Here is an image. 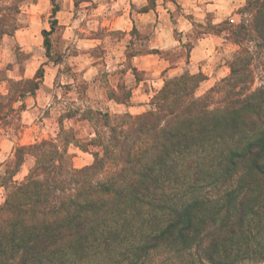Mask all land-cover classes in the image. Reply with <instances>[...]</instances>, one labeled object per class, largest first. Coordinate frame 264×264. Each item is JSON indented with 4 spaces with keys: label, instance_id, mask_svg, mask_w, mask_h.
Listing matches in <instances>:
<instances>
[{
    "label": "trees",
    "instance_id": "obj_1",
    "mask_svg": "<svg viewBox=\"0 0 264 264\" xmlns=\"http://www.w3.org/2000/svg\"><path fill=\"white\" fill-rule=\"evenodd\" d=\"M21 1L0 0V38L18 28ZM238 12L218 25L235 49L208 92L196 93L202 73L183 71L136 115L87 107L84 140L60 128L14 148L0 176V264H147L150 252L164 254L161 264L264 262V83L252 87L264 73V0ZM42 77L41 66L30 78L0 77L9 84L0 119ZM109 98L127 104L130 92ZM70 144L92 162L75 167ZM26 155L32 164L15 179Z\"/></svg>",
    "mask_w": 264,
    "mask_h": 264
},
{
    "label": "rangeland",
    "instance_id": "obj_2",
    "mask_svg": "<svg viewBox=\"0 0 264 264\" xmlns=\"http://www.w3.org/2000/svg\"><path fill=\"white\" fill-rule=\"evenodd\" d=\"M22 0L18 14L19 26L12 35L0 38V77L19 80L33 77L36 70L43 68V77L34 95L11 103L13 112H6L0 119V176L6 168H13L14 148L42 138H54L60 128L71 131L79 140L91 136L90 123L82 113L87 107L110 113H140L148 107L150 97L164 80L183 71L189 39L206 32L216 36V45L201 70L204 79L196 93L204 94L229 73L228 61L235 46L226 41L224 31L218 25L225 19L240 20V0ZM149 10V15L142 12ZM154 11V13H153ZM165 13L169 27L180 15L195 17L192 32L187 38L174 32L177 39L184 41L172 49L160 50L158 58L162 64L180 67L171 74L154 70L132 69V54H144L154 42L156 29L161 19L155 14ZM170 15V19L168 18ZM56 21L52 24L53 19ZM219 19L214 22L213 19ZM131 20H136L134 28ZM53 26V28H51ZM45 31L47 33H45ZM45 38L49 42L47 51ZM190 72V71H189ZM191 73V72H190ZM136 78V79H134ZM207 79H210L208 81ZM264 83V73L256 71L253 88ZM8 81L0 80V95L8 93ZM126 96L134 105L133 111L110 110L107 98L112 92ZM218 95V94H214ZM17 112V113H16ZM71 117H67L70 116ZM64 137V135H61ZM73 154L75 167L92 162L90 153H83L73 144L68 147ZM32 164L25 156L24 162L14 175L22 179ZM4 188L0 186V203ZM261 264H264L261 263Z\"/></svg>",
    "mask_w": 264,
    "mask_h": 264
},
{
    "label": "crops",
    "instance_id": "obj_3",
    "mask_svg": "<svg viewBox=\"0 0 264 264\" xmlns=\"http://www.w3.org/2000/svg\"><path fill=\"white\" fill-rule=\"evenodd\" d=\"M150 11L142 12V15H149ZM154 13V11H153ZM157 19H161L163 24L160 23L158 30L156 29V35L154 38V42L149 47L151 49H155L157 51L172 49L176 46V44H180L184 42L181 39H177L174 36V32H179L178 35H182V37L187 38L188 34L192 32V26L195 17H188L187 15H180L176 21L173 22L172 26L169 27L165 22V13H157L155 14ZM170 19V15H168ZM214 22H217L219 19H213ZM131 27L136 24V20H131ZM134 28V27H133ZM191 41V46L189 49L188 61L183 63V66L189 69L191 73L199 71L202 69L199 68L202 66L204 60L208 59L212 49H214L216 45V36L203 32L200 36L195 39H189ZM159 52L149 53L146 52L144 54H138L131 56L132 67H134L137 71H148L154 70L158 72H163L164 75L171 74V72H175L180 67L172 66V65H164L162 61L154 56H158ZM136 79V78H134ZM210 81V79H207ZM39 89V88H38ZM37 89V90H38ZM107 102L110 106V110H114V112H124V111H133L135 108L134 105H129L126 103H119L113 99L107 98ZM145 110V109H144ZM143 111V110H142ZM84 153V152H83ZM87 153V152H85Z\"/></svg>",
    "mask_w": 264,
    "mask_h": 264
},
{
    "label": "clouds",
    "instance_id": "obj_4",
    "mask_svg": "<svg viewBox=\"0 0 264 264\" xmlns=\"http://www.w3.org/2000/svg\"><path fill=\"white\" fill-rule=\"evenodd\" d=\"M243 3V0H240V3L236 4V7H239ZM139 226V225H137ZM168 225H160L161 230L166 228ZM145 230H147V226H145ZM122 250V249H121ZM150 256L154 257V260L148 261L147 264H161V262L165 259L164 254H157L156 252H150ZM119 259V257H117ZM126 264V262H125Z\"/></svg>",
    "mask_w": 264,
    "mask_h": 264
}]
</instances>
